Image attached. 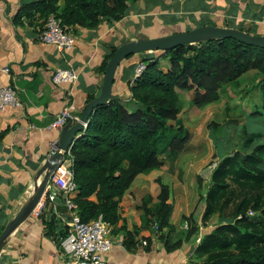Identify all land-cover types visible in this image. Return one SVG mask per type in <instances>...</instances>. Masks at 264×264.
I'll list each match as a JSON object with an SVG mask.
<instances>
[{"label": "trees", "instance_id": "trees-1", "mask_svg": "<svg viewBox=\"0 0 264 264\" xmlns=\"http://www.w3.org/2000/svg\"><path fill=\"white\" fill-rule=\"evenodd\" d=\"M137 1L39 0L25 6L23 12L30 15L35 10L43 24L54 15L64 32L70 34L77 28L95 29L104 21L119 22L130 4ZM238 30L253 35L251 29ZM116 48L104 46L97 73L103 75ZM139 55L138 63L145 69L128 84L130 99L112 96L109 103L97 108L66 156L76 186L69 199L82 222L101 218L111 227L112 235L125 232L122 244L126 250L136 248L139 230L153 231L156 226L157 239L166 252H172L180 248L181 240L171 242L172 208L167 185L158 181L155 204L150 196L142 200L141 223L132 231L126 230L119 204L137 176L161 169L160 157L175 155L188 140L187 130L178 119V90L192 92L193 105L202 108L218 101L224 86L255 72L264 110V49L221 39ZM164 60L165 70L161 67ZM94 99L88 95L86 104ZM203 203L200 224L191 225L187 235H198L200 227H207L214 218L217 222L195 245L193 255L198 262L190 264H264V134L243 133L239 147L221 157L209 176ZM47 204L45 200L40 218L45 234L59 248L68 227L55 216L43 220L41 213Z\"/></svg>", "mask_w": 264, "mask_h": 264}, {"label": "crops", "instance_id": "crops-1", "mask_svg": "<svg viewBox=\"0 0 264 264\" xmlns=\"http://www.w3.org/2000/svg\"><path fill=\"white\" fill-rule=\"evenodd\" d=\"M38 1L0 0V88L11 86L21 104L0 113V135L3 134L0 138V230L32 194L35 175L59 137L60 130L50 128L56 116L68 109L80 119L87 96L99 95L103 75L96 70L103 61L104 46L118 47L138 33L157 38L201 26L251 29V34L264 36V0H139L130 4L119 22L104 21L95 29L77 28L70 32L75 45L60 54L53 46L40 43L39 34L44 24L39 14L35 10L30 15L23 12L25 6ZM139 59L140 55H134L122 62L115 75L112 96L123 101L130 99L128 84L134 81L135 68L134 71L132 68ZM56 68H71L77 74V82L54 86L51 73ZM151 173L137 176L119 204L127 231L140 226L143 213L135 190L144 180H152L154 174ZM152 184L154 186V182ZM145 188L142 185L141 190ZM138 193L141 195L140 191ZM178 196L170 224L175 233L184 234L179 249L166 252L149 229L139 230L135 236L138 244L133 250H126L122 244L125 232L110 234L113 246L106 255L107 263L190 264L194 261L196 237L193 236L197 235L186 239V229L179 221L180 215H187L190 208L183 190ZM45 200L48 204L41 213L43 220L55 216L68 227L70 218L62 197L44 195L42 203ZM212 229L209 225L200 227L199 236ZM0 264L66 262L59 248L45 234L39 212L10 237L0 254Z\"/></svg>", "mask_w": 264, "mask_h": 264}, {"label": "rangeland", "instance_id": "rangeland-1", "mask_svg": "<svg viewBox=\"0 0 264 264\" xmlns=\"http://www.w3.org/2000/svg\"><path fill=\"white\" fill-rule=\"evenodd\" d=\"M165 65L167 67V60L161 62L163 70ZM258 79V74L248 72L239 79L238 83L224 86L219 91L218 101L202 108L193 105L192 92L177 91L180 103L178 119L187 130L188 140L175 155L163 154L160 157L163 167L153 173L150 172L154 174L152 180L148 178L141 182L135 193L140 197L139 206L147 196L152 198L150 194L154 196L152 203L155 204V194L156 197L159 194L158 181H160L169 188L171 199L169 203L173 212L178 195L183 190L187 196L190 212L187 215H180L179 222L186 229L187 240L191 237L187 235L188 229L191 225L197 226L201 220L204 207L203 196L209 176L221 157L239 147L243 133L264 134V110L261 107L258 87H256ZM254 144H257V141ZM142 185L146 186L143 190H141ZM216 220L214 218L209 226L213 227ZM152 230L153 236L156 237L155 227ZM183 236L184 234L175 233L173 229L170 238L172 241H177ZM201 237L198 232L195 239ZM192 260H194L192 262H198L195 257Z\"/></svg>", "mask_w": 264, "mask_h": 264}, {"label": "water", "instance_id": "water-1", "mask_svg": "<svg viewBox=\"0 0 264 264\" xmlns=\"http://www.w3.org/2000/svg\"><path fill=\"white\" fill-rule=\"evenodd\" d=\"M221 39H233L249 46L264 49V36L249 35L238 29L215 26H201L157 38H148L146 35L138 33L118 46L105 67L99 95L86 104L84 112L76 124L68 123L60 129L59 137L51 153L35 175L32 194L0 233V254L14 232L32 216L42 202L51 177L64 162L66 154L81 137L94 111L109 103L116 72L126 58L142 53L166 52L181 46L198 45Z\"/></svg>", "mask_w": 264, "mask_h": 264}, {"label": "built area", "instance_id": "built-area-1", "mask_svg": "<svg viewBox=\"0 0 264 264\" xmlns=\"http://www.w3.org/2000/svg\"><path fill=\"white\" fill-rule=\"evenodd\" d=\"M39 41L43 45L56 48L62 54L71 50L75 45V39L66 34L54 15H49L44 22L43 29L39 34ZM145 65L138 63L134 71V80L138 79L144 71ZM77 74L71 68H56L51 73V81L54 86L73 85L77 82ZM21 104L16 98L14 89L11 86L0 88V113L6 108H18ZM79 119L74 117L68 109L62 110L52 122L50 128L60 130L68 123H76ZM69 153L66 154L68 156ZM76 189L73 181V174L66 161L58 167L51 177L45 196L54 198L62 197L67 214L70 218L68 234L60 242L59 250L66 264H108L106 255L113 246L111 238V227L104 224L101 218L95 221L84 223L76 215V206L69 199V194ZM43 203L41 202L32 216H38ZM157 229L156 226H154ZM200 239H196V244Z\"/></svg>", "mask_w": 264, "mask_h": 264}]
</instances>
